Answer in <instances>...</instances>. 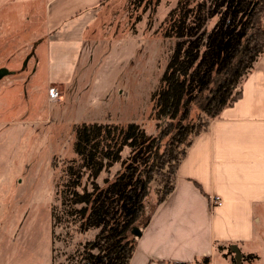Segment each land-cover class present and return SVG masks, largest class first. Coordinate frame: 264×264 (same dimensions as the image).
<instances>
[{
    "label": "rangeland",
    "instance_id": "rangeland-1",
    "mask_svg": "<svg viewBox=\"0 0 264 264\" xmlns=\"http://www.w3.org/2000/svg\"><path fill=\"white\" fill-rule=\"evenodd\" d=\"M177 1L102 0L94 6L95 20L87 33L92 38L80 43L64 87L55 83L63 96L53 103L46 101L47 70L34 62L39 37L22 32L28 23L27 12L11 18L13 30L10 18L0 12V67L6 65L13 75L26 76H9L10 82L0 79V182L12 163L19 169L0 203V264H70L84 242L93 237L95 230L78 233L72 226L60 224L51 228V209L59 206L56 190L64 178L62 171L76 156L74 126L135 122L147 134L158 135L166 119L153 117L151 93L174 45L162 28ZM215 20H209L208 30ZM239 85L233 92L239 91ZM198 112L193 107L192 116ZM127 154L125 148L121 157ZM120 169V163H115L96 182L104 186ZM158 186L153 181L150 191ZM14 223H23L22 236L13 233Z\"/></svg>",
    "mask_w": 264,
    "mask_h": 264
},
{
    "label": "trees",
    "instance_id": "trees-1",
    "mask_svg": "<svg viewBox=\"0 0 264 264\" xmlns=\"http://www.w3.org/2000/svg\"><path fill=\"white\" fill-rule=\"evenodd\" d=\"M162 29L174 45L151 93L153 117L166 119L158 135L135 122L74 126L76 156L62 171L51 228L60 224L78 233L96 232L70 264L129 263L136 244L132 228H143L172 191L186 149L240 96L233 90L264 51V0H178ZM193 107L200 111L196 117ZM115 163L121 169L99 186V174ZM153 181L159 185L155 192L150 191ZM194 261L211 264L210 256Z\"/></svg>",
    "mask_w": 264,
    "mask_h": 264
},
{
    "label": "crops",
    "instance_id": "crops-1",
    "mask_svg": "<svg viewBox=\"0 0 264 264\" xmlns=\"http://www.w3.org/2000/svg\"><path fill=\"white\" fill-rule=\"evenodd\" d=\"M101 1L0 0V12L10 18L11 30V18L27 12L22 32L41 43L34 62L47 70L46 85L64 87L80 43L92 38L87 35L95 20L91 9ZM2 67L9 70L3 76L8 82L9 76L26 77ZM238 89L240 96L186 149L172 191L141 228L128 264H180L201 256H210L211 264H236L233 245L241 255L239 264H264V51ZM14 164L1 177L0 203L19 170ZM214 194L221 204L212 207ZM21 224H13V233L23 235ZM250 254L254 257H245Z\"/></svg>",
    "mask_w": 264,
    "mask_h": 264
},
{
    "label": "built area",
    "instance_id": "built-area-1",
    "mask_svg": "<svg viewBox=\"0 0 264 264\" xmlns=\"http://www.w3.org/2000/svg\"><path fill=\"white\" fill-rule=\"evenodd\" d=\"M62 90L59 89V86H57V84L55 83H50L47 87V102L48 103H53V102H57L60 101L62 99ZM210 205L213 206H217L219 204H221V198L218 195H212L210 198Z\"/></svg>",
    "mask_w": 264,
    "mask_h": 264
},
{
    "label": "water",
    "instance_id": "water-1",
    "mask_svg": "<svg viewBox=\"0 0 264 264\" xmlns=\"http://www.w3.org/2000/svg\"><path fill=\"white\" fill-rule=\"evenodd\" d=\"M7 74H9V70H7L5 67H0V78H2L3 76H5ZM132 233L134 234V236L138 237L141 235V229L139 227L134 226L132 228ZM232 248L234 249L235 254H236V256H235L236 264H239L240 259H241V255L234 245L232 246Z\"/></svg>",
    "mask_w": 264,
    "mask_h": 264
}]
</instances>
